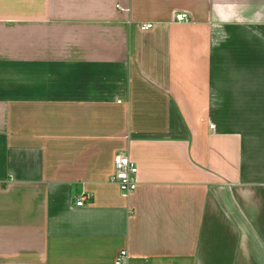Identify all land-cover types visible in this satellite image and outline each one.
Wrapping results in <instances>:
<instances>
[{
    "label": "crops",
    "instance_id": "0c3cea01",
    "mask_svg": "<svg viewBox=\"0 0 264 264\" xmlns=\"http://www.w3.org/2000/svg\"><path fill=\"white\" fill-rule=\"evenodd\" d=\"M123 250L264 264V0H0V264Z\"/></svg>",
    "mask_w": 264,
    "mask_h": 264
},
{
    "label": "built area",
    "instance_id": "2783aa9c",
    "mask_svg": "<svg viewBox=\"0 0 264 264\" xmlns=\"http://www.w3.org/2000/svg\"><path fill=\"white\" fill-rule=\"evenodd\" d=\"M177 21H187V13H179L176 16ZM153 27V23L147 22L140 25L141 30H148ZM112 181L119 186L120 192L123 196H128L134 192L138 187V165L129 156L117 154L114 157V174ZM88 196L83 194L81 199L77 201V205H83ZM128 258L127 251L120 252L116 259V264H122Z\"/></svg>",
    "mask_w": 264,
    "mask_h": 264
}]
</instances>
